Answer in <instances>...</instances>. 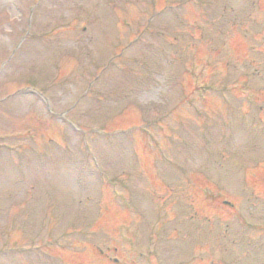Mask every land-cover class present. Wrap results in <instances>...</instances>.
<instances>
[{
	"label": "rangeland",
	"instance_id": "374dc122",
	"mask_svg": "<svg viewBox=\"0 0 264 264\" xmlns=\"http://www.w3.org/2000/svg\"><path fill=\"white\" fill-rule=\"evenodd\" d=\"M0 264H264V0H0Z\"/></svg>",
	"mask_w": 264,
	"mask_h": 264
}]
</instances>
